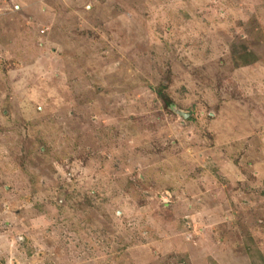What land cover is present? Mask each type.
Instances as JSON below:
<instances>
[{
    "label": "rangeland",
    "instance_id": "1",
    "mask_svg": "<svg viewBox=\"0 0 264 264\" xmlns=\"http://www.w3.org/2000/svg\"><path fill=\"white\" fill-rule=\"evenodd\" d=\"M0 264H264V0H0Z\"/></svg>",
    "mask_w": 264,
    "mask_h": 264
},
{
    "label": "trees",
    "instance_id": "2",
    "mask_svg": "<svg viewBox=\"0 0 264 264\" xmlns=\"http://www.w3.org/2000/svg\"><path fill=\"white\" fill-rule=\"evenodd\" d=\"M248 49L246 47H244L243 49V54L238 56V59H241L244 63H252L254 60L256 61L257 57H255L253 54L254 52L248 53L247 51ZM249 58V59H248ZM164 87V85H162L159 89V94L161 95V97L166 99V106L169 107L170 103L172 102L170 98H168L162 91V88Z\"/></svg>",
    "mask_w": 264,
    "mask_h": 264
},
{
    "label": "water",
    "instance_id": "3",
    "mask_svg": "<svg viewBox=\"0 0 264 264\" xmlns=\"http://www.w3.org/2000/svg\"><path fill=\"white\" fill-rule=\"evenodd\" d=\"M171 108L174 112H176L178 115L184 116L185 118H187L192 112L190 111H185L181 108H179L178 106H176L175 104L171 105Z\"/></svg>",
    "mask_w": 264,
    "mask_h": 264
}]
</instances>
